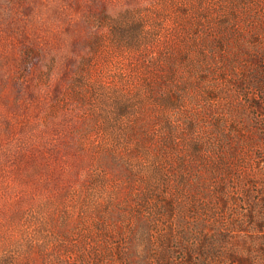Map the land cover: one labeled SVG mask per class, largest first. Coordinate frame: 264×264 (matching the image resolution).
I'll return each instance as SVG.
<instances>
[{
	"label": "rangeland",
	"instance_id": "obj_1",
	"mask_svg": "<svg viewBox=\"0 0 264 264\" xmlns=\"http://www.w3.org/2000/svg\"><path fill=\"white\" fill-rule=\"evenodd\" d=\"M260 190L264 0H0V264H231Z\"/></svg>",
	"mask_w": 264,
	"mask_h": 264
},
{
	"label": "trees",
	"instance_id": "obj_2",
	"mask_svg": "<svg viewBox=\"0 0 264 264\" xmlns=\"http://www.w3.org/2000/svg\"><path fill=\"white\" fill-rule=\"evenodd\" d=\"M245 219L247 227L241 225L243 229L240 236V251L232 252L225 258L231 264H264V192L261 190L258 191L257 199ZM203 255H201L202 258ZM190 262L189 257L182 264Z\"/></svg>",
	"mask_w": 264,
	"mask_h": 264
}]
</instances>
